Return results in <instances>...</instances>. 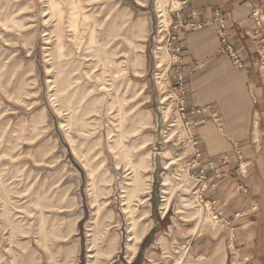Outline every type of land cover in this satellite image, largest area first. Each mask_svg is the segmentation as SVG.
Instances as JSON below:
<instances>
[{
    "label": "rangeland",
    "instance_id": "1",
    "mask_svg": "<svg viewBox=\"0 0 264 264\" xmlns=\"http://www.w3.org/2000/svg\"><path fill=\"white\" fill-rule=\"evenodd\" d=\"M171 1L0 0V264H128L167 200L222 229L169 94Z\"/></svg>",
    "mask_w": 264,
    "mask_h": 264
},
{
    "label": "crops",
    "instance_id": "2",
    "mask_svg": "<svg viewBox=\"0 0 264 264\" xmlns=\"http://www.w3.org/2000/svg\"><path fill=\"white\" fill-rule=\"evenodd\" d=\"M256 8L264 10V0H191L184 18L207 25L199 30H182L179 38L187 102L194 108L209 109L191 116L194 120H208L195 130L203 151L202 163L229 155L226 164L217 165L226 173L213 177L215 187L204 195L206 201L211 204L215 200L216 204L203 211H221L233 219L234 247L226 230L197 226L191 218H180L167 200L163 205L165 213L160 211L164 229L154 224L153 232L144 236L145 240H138L133 251L135 259L128 264H170L165 246L180 243L190 244L186 264H264V88L258 54L248 38ZM221 23L225 25L227 41L241 55L244 69L235 68L224 49ZM212 111L218 112L223 131L209 119ZM234 141L245 148L243 168L232 153ZM192 152L190 149L187 154L188 163ZM243 184L248 193L238 190ZM236 214L241 216L234 218ZM140 243L143 246L137 254Z\"/></svg>",
    "mask_w": 264,
    "mask_h": 264
},
{
    "label": "built area",
    "instance_id": "3",
    "mask_svg": "<svg viewBox=\"0 0 264 264\" xmlns=\"http://www.w3.org/2000/svg\"><path fill=\"white\" fill-rule=\"evenodd\" d=\"M171 2L172 3L169 6V10L161 22L164 26L163 32L165 33L163 40L165 41V46L169 51V54L172 56L169 69L172 68L173 71V83L169 86L173 89L169 91V94L174 103L177 119L181 122L183 130L187 136L186 139L193 149L192 158L190 159L188 166L189 170L192 171V178L197 183V189L195 191L197 201L202 208L211 210L212 205H215L216 201L214 200L210 204V202L204 199V195L210 189V187H215L212 178L220 177L226 173L223 170V167L218 168L217 165L220 162H222L223 165L226 164L229 155H225L224 158H221L220 160L208 161L206 165H203L202 163L203 151L200 147L199 140L195 137V130L200 124L208 120H206V118L194 120L191 116L196 114L201 115L203 111H207L209 109L202 110L199 108H194L191 107L187 102V86L185 84L184 77L185 62L183 57V48L179 43L180 31L199 30L207 24L186 21L184 14L191 0H172ZM175 3L177 6L174 5ZM252 19L254 22V27L252 32L248 34V38L255 46L256 53L258 54L264 88V10L261 8H256L252 13ZM221 25L220 34L224 49L230 57L233 66L237 69H244L245 63L241 55L236 50V48L227 41V37L224 32L225 25L224 23H221ZM209 119L215 123L220 130L223 131L222 121L217 111L210 112ZM232 153L240 161V168H243L245 166L242 162L245 157L244 146L238 141H234L232 143ZM238 190L243 193H248V188L244 184L240 185ZM211 213L214 216V220H218L222 225V229L227 231L228 240L231 246L234 247L236 230L233 225V219L231 217L223 216L221 211H214ZM240 216L241 214H236L234 218H238ZM187 245L188 244H184L182 246L183 249H186V252L189 250Z\"/></svg>",
    "mask_w": 264,
    "mask_h": 264
},
{
    "label": "bare ground",
    "instance_id": "4",
    "mask_svg": "<svg viewBox=\"0 0 264 264\" xmlns=\"http://www.w3.org/2000/svg\"><path fill=\"white\" fill-rule=\"evenodd\" d=\"M69 2V1H68ZM70 3V2H69ZM54 4V3H53ZM56 4V3H55ZM60 5V4H59ZM57 6V5H56ZM63 7V6H62ZM68 7H70V5L68 4ZM57 8V7H56ZM59 8V7H58ZM71 9V8H70ZM168 10V9H167ZM71 12H72V10H71ZM69 14V13H68ZM81 14V13H80ZM58 15V14H57ZM64 15V14H63ZM164 15V14H163ZM57 21V20H56ZM60 21H62L61 19L59 20V22ZM58 22V21H57ZM58 22V23H59ZM61 23V22H60ZM59 23V24H60ZM64 23V22H63ZM69 23V22H68ZM57 24V23H56ZM93 30V29H92ZM90 31V30H89ZM92 32V31H91ZM169 115V114H168ZM167 115V116H168ZM166 116V115H165ZM143 163H145V162H143ZM133 187H135V189H137V188H139V189H143V191L145 190V188H144V184H143V182L142 181H138V182H136L135 184H134V186ZM133 190H134V188H133ZM109 241H111L110 239H109ZM135 249H136V244H134L132 247H131V250L132 251H135ZM72 251V249H69V250H67L66 251V254H70V253H72L71 252ZM90 251V250H89ZM89 258H90V260H89V264H95L94 262L95 261H92L93 260V258H94V255L93 256H89Z\"/></svg>",
    "mask_w": 264,
    "mask_h": 264
}]
</instances>
